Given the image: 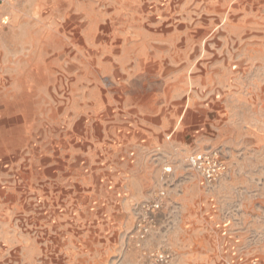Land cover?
Listing matches in <instances>:
<instances>
[{
	"label": "rangeland",
	"instance_id": "374dc122",
	"mask_svg": "<svg viewBox=\"0 0 264 264\" xmlns=\"http://www.w3.org/2000/svg\"><path fill=\"white\" fill-rule=\"evenodd\" d=\"M261 47L264 0H4L0 264H264ZM129 126L167 142L132 199L97 175L102 128ZM202 151L216 181L186 163Z\"/></svg>",
	"mask_w": 264,
	"mask_h": 264
},
{
	"label": "crops",
	"instance_id": "0c3cea01",
	"mask_svg": "<svg viewBox=\"0 0 264 264\" xmlns=\"http://www.w3.org/2000/svg\"><path fill=\"white\" fill-rule=\"evenodd\" d=\"M258 49L264 51V47ZM241 57L239 58L240 61L247 59L245 54ZM219 58L224 61L230 59L225 56H219ZM251 79L252 81L239 78L233 83H261V79L257 77ZM160 135V127L129 126L126 130L116 128L111 131L103 127L98 139V159L101 167L97 175H101L105 178L104 180L116 184L120 181L119 187H121L123 194L130 199L135 198L136 194L131 191V186L137 185V182L141 183L148 180L149 166L153 163L152 154L159 147L166 148L167 142L164 139L160 141Z\"/></svg>",
	"mask_w": 264,
	"mask_h": 264
},
{
	"label": "built area",
	"instance_id": "2783aa9c",
	"mask_svg": "<svg viewBox=\"0 0 264 264\" xmlns=\"http://www.w3.org/2000/svg\"><path fill=\"white\" fill-rule=\"evenodd\" d=\"M4 0H0V6ZM187 165L201 175L206 181L213 182L220 178L225 172V164L220 155L215 151L192 152L186 158ZM171 170L170 166L164 167V171ZM165 192L162 190L157 193L152 201L143 202L138 206V218L136 222L137 238L144 239L150 233L153 227L154 214L162 206V200ZM150 256L161 264L167 263L170 254L165 251H156Z\"/></svg>",
	"mask_w": 264,
	"mask_h": 264
}]
</instances>
